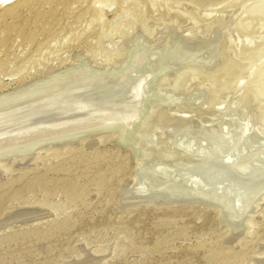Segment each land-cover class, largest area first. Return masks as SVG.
Segmentation results:
<instances>
[{
	"label": "rangeland",
	"instance_id": "374dc122",
	"mask_svg": "<svg viewBox=\"0 0 264 264\" xmlns=\"http://www.w3.org/2000/svg\"><path fill=\"white\" fill-rule=\"evenodd\" d=\"M17 3L0 7V95L6 94L0 113L37 98H63L58 110L74 107L126 76L129 87L114 98L130 102L133 122L121 120L116 128L134 150L132 156L116 145L113 133L38 152L36 146L0 150V156L34 151L24 161H0V221L7 223L0 229V264H69L92 257L89 264L262 262L256 263L264 253V190L252 194L264 184V0H31L11 10ZM77 54L109 67L107 75L97 70L109 79L90 85L77 80L76 73L88 68L83 60L74 66ZM70 65L73 72L45 78ZM130 79L142 86L133 89ZM245 121L249 131L242 135ZM239 136L240 146L230 145ZM155 156L159 163L150 164ZM160 161L170 175L158 172ZM135 173L147 192L135 184L124 188ZM183 178H199L211 192L176 190L173 181ZM246 183L250 197L234 203ZM124 189L130 200L158 192L171 193V199L202 196L223 208L221 219L228 215L231 233L247 221L249 232L229 247L216 210L120 207ZM23 210L32 216L19 219Z\"/></svg>",
	"mask_w": 264,
	"mask_h": 264
},
{
	"label": "bare ground",
	"instance_id": "6f19581e",
	"mask_svg": "<svg viewBox=\"0 0 264 264\" xmlns=\"http://www.w3.org/2000/svg\"><path fill=\"white\" fill-rule=\"evenodd\" d=\"M4 0H0V7H2L3 5L5 4H14L16 2H18L17 4L13 5L10 9L13 10L15 8H18L19 5L23 4V3H27L29 4V1L31 2V0H12L8 3H4L3 2ZM13 2V3H11ZM26 5V4H25ZM259 6V5H258ZM10 10V12H11ZM152 32V31H151ZM132 41V40H131ZM130 49V48H129ZM200 51V50H199ZM144 57V55H142ZM207 56V55H206ZM83 59H82V58ZM74 64V66H76L80 61L79 60H83V62L87 63L88 64V68H84L86 71L85 73L83 74H80L78 75L79 73L75 72L78 76H75V80L77 78V80L80 78V81H88L89 82H101V80L103 79L104 81L108 80L107 78L104 79L103 77V74H97V70H102L103 73L106 74V72L108 71L106 69V67H101V66H98L96 63L95 64H92L88 58H86L85 56H81ZM137 58V56H135ZM140 56H138L139 58ZM150 57V56H149ZM189 57V56H188ZM137 58V59H138ZM142 58V57H141ZM140 58V59H141ZM134 59V58H133ZM137 59L134 61L136 62ZM146 59V58H145ZM150 59V58H149ZM157 59V58H156ZM172 59V58H171ZM143 60V59H142ZM123 62V61H122ZM146 62V60H145ZM144 61L142 62V64L145 63ZM160 62V61H159ZM185 62V61H184ZM94 63V62H93ZM133 63V61H132ZM137 63V62H136ZM91 64V65H90ZM139 64V63H138ZM140 64V65H142ZM70 65L69 67L65 68L64 70H61V71H56V72H52L48 75H46L47 77L45 78H48L49 75L52 76V75H55V74H58V73H61V72H64V71H71L73 72V66ZM120 65V64H119ZM170 65V64H169ZM186 65V64H184ZM215 65V64H214ZM112 66V65H111ZM114 66V65H113ZM131 66V65H130ZM134 66V65H133ZM139 65H137L138 67ZM62 67V66H61ZM100 67V68H98ZM117 67V65H116ZM143 67V66H142ZM164 67V66H163ZM184 67V66H183ZM216 67V66H215ZM101 68H104V69H101ZM109 68V67H108ZM139 68V67H138ZM141 68V67H140ZM154 69V68H153ZM170 69V68H169ZM187 69V68H186ZM211 69V68H210ZM158 70V69H157ZM68 71V72H69ZM216 71V70H215ZM83 72V71H82ZM109 72V71H108ZM207 72V71H206ZM67 72H65L66 74ZM110 74V73H109ZM139 74V72H135V75L137 76ZM75 75V74H74ZM102 75V76H101ZM107 75V74H106ZM126 75V74H125ZM71 76V75H70ZM128 76V75H127ZM130 76V75H129ZM67 76H65L66 78ZM69 77V76H68ZM72 77V76H71ZM70 77V78H71ZM118 76H116L117 78ZM120 77V76H119ZM45 78L41 79L40 80H37L33 83H37V82H40L42 80H44ZM64 78V77H63ZM115 78V79H116ZM122 78V79H121ZM121 81L120 79L118 84L117 85H114L112 88L108 89V91H104L103 93L99 94V95H96V94H89L87 95L84 99H82L81 101H79V103H77V105H74V107H64V109H60L58 110L57 106L58 104L61 103V100L63 101V98H53L51 101L48 100V99H42V98H37L36 101H29V103H25V104H21V109H19L18 111H3L0 113V150L4 151L7 149L8 150H12V149H20V150H29L30 148L32 147H37L39 146L40 144L42 143H45L47 141H51V140H55V139H62V140H70V141H75L71 144H67V145H63V146H44V147H40L38 149H36L35 151L38 152L39 150L41 149H45V148H52V147H66V146H74V145H78L80 142H83V140L87 139V138H91V137H101V136H109V135H112V133L110 134H90V136H87V137H83L81 139L78 140V138H80L81 135H85V133H94V132H97V131H101V130H110V129H113V130H116L120 133V137L122 139V142L125 143L126 145H129L131 146L132 148V152L134 150L133 148V145L129 142H127L125 140V136L123 135V132L121 130H118L116 128L117 124L119 125L120 121L122 120H127V122H131V119H132V116H131V110H130V106L129 109H128V106L130 104V102L128 103V106L124 105L125 103L122 102V99H115L114 97L118 96L119 94H121V89L122 87H127L129 85V83H127V77H121ZM72 79V81L74 80ZM113 80V78H112ZM112 80L110 81L112 83ZM54 81V80H53ZM133 80H129V82H131V87H133L134 89V86L136 85H132L134 83H132ZM60 82V81H59ZM70 82V81H68ZM83 82V83H84ZM117 83V81H115ZM67 83V82H66ZM82 83V82H80ZM106 83V82H105ZM103 83V84H105ZM137 83V82H135ZM134 83V84H135ZM139 83V82H138ZM32 84V83H31ZM62 84V83H61ZM60 84V85H61ZM78 84V81L77 83H74V85ZM90 85V83H88ZM101 84V83H100ZM109 84V83H108ZM143 84V83H141ZM48 85V84H47ZM81 85V84H80ZM85 85V84H84ZM87 85V84H86ZM93 85V83H92ZM95 85V84H94ZM140 85V84H139ZM150 85V84H149ZM169 85V84H168ZM71 86V85H70ZM97 86V85H96ZM112 86V85H111ZM142 86V85H140ZM137 85V88L140 87ZM173 86V85H172ZM240 86V85H239ZM23 86L17 88L16 90H19V89H23L22 88ZM80 87V86H79ZM92 87V86H91ZM109 87V86H108ZM129 87V86H128ZM145 87V86H144ZM147 87V86H146ZM56 88V87H55ZM61 88V87H60ZM59 88V89H60ZM69 88V85L67 87V89ZM78 88V87H77ZM83 88V87H82ZM41 89V88H40ZM79 89V88H78ZM81 89V88H80ZM131 88H129L130 90ZM132 89V91H133ZM143 89V88H142ZM194 89V88H193ZM14 90V91H16ZM57 89H55L56 91ZM75 90V89H74ZM128 90V88H127ZM141 90V89H140ZM36 91V90H35ZM54 91V92H55ZM65 91V89L63 90V92ZM83 91V90H82ZM101 91V90H99ZM124 91V90H123ZM135 91V90H134ZM137 91V90H136ZM70 92V91H69ZM126 92V90H125ZM142 92V90H141ZM75 93V92H74ZM133 93V92H132ZM131 93V94H132ZM140 93V92H139ZM52 94V93H51ZM50 94V96H51ZM54 94V93H53ZM71 94V93H70ZM128 94V93H127ZM130 94V95H131ZM137 94V93H136ZM135 94V95H136ZM2 95H6L5 93L4 94H1L0 96ZM61 95V94H60ZM138 95V94H137ZM54 96V95H53ZM139 96V95H138ZM137 96V97H138ZM135 97V96H134ZM134 97L132 98V100H135ZM203 97V96H202ZM80 97H78L77 99H79ZM119 98V97H118ZM129 98V97H128ZM141 98V97H139ZM138 98V99H139ZM15 100V99H14ZM129 100V99H128ZM126 100V102L128 101ZM131 100V101H132ZM140 100V99H139ZM142 100V99H141ZM140 100V101H141ZM1 101V100H0ZM130 101V100H129ZM136 103L138 102L137 100H135ZM143 101V100H142ZM15 102V101H14ZM125 102V100H124ZM10 103V102H9ZM22 103V102H21ZM24 103V102H23ZM134 103V101H133ZM135 103V104H136ZM140 103V102H139ZM138 103V104H139ZM142 103V102H141ZM211 105V104H210ZM9 106V105H8ZM12 106V105H11ZM240 106V105H239ZM248 106V105H247ZM127 107V108H126ZM251 107V106H250ZM1 108V107H0ZM244 108V107H243ZM133 109V108H131ZM6 110V109H5ZM135 109H133L132 111H134ZM250 110V109H249ZM256 110V109H255ZM239 111V110H238ZM136 112V111H135ZM251 112V111H250ZM259 112V111H256V113ZM240 113V112H239ZM254 113V112H253ZM135 114V113H134ZM133 114V115H134ZM222 115V114H221ZM220 115V116H221ZM253 115V114H252ZM256 115V114H255ZM258 115V113H257ZM242 116V115H241ZM260 117V115H258ZM131 117V118H130ZM254 117V116H253ZM120 118V119H119ZM241 118V117H240ZM130 119V121H129ZM255 119V118H254ZM261 118H259L260 120ZM121 121V123H122ZM122 123V125L126 124V123ZM119 122V123H118ZM126 122V121H125ZM264 122V121H262ZM191 123V122H190ZM129 124V123H128ZM126 124V126L128 125ZM264 123H262L263 125ZM121 125V124H120ZM259 125V124H258ZM212 126V125H211ZM180 127V126H179ZM225 127V126H224ZM255 127V126H254ZM264 127V126H263ZM212 128V127H211ZM215 128V127H214ZM222 128V127H221ZM202 129V128H201ZM220 129V128H219ZM259 130L261 131V136L262 137H259L261 138L263 141H264V128H261L259 127ZM206 131V130H205ZM209 131V130H208ZM103 132V131H102ZM126 132V131H125ZM183 132V131H181ZM208 133V132H207ZM114 135L113 136H117V134L113 133ZM217 134V133H216ZM255 136L258 134L260 135V133H256L255 131ZM88 135V134H86ZM92 135H95V136H92ZM210 135V134H209ZM256 136V137H257ZM205 137V136H204ZM208 137V136H207ZM214 137V136H213ZM180 139V138H179ZM255 139V138H254ZM206 140V139H205ZM256 140V139H255ZM242 141V136L240 137L239 136V139L238 141H234V142H230V145H234L236 147L240 146V142ZM209 142V141H208ZM150 143V142H149ZM261 143V142H260ZM148 144V143H147ZM227 145V144H226ZM228 146V145H227ZM35 147V148H36ZM193 147V146H192ZM223 148H221L222 150ZM8 155H13V154H8ZM154 155V154H153ZM165 155V154H164ZM5 156V155H4ZM147 156V159H151V158H148V155ZM152 156V155H149V157ZM1 157V156H0ZM156 157V156H155ZM158 157V155H157ZM156 157V159H157ZM160 157V156H159ZM158 157V158H159ZM165 157V156H164ZM259 158V157H257ZM11 159H14V160H21V161H24L23 159H26V158H21V157H14V158H11ZM11 159H8V160H11ZM146 159V160H147ZM154 160V161H150V164L151 162H154V163H157L159 159L157 160ZM230 159V158H229ZM228 159V160H229ZM7 160V161H8ZM161 161H164L163 157L160 158ZM157 161V162H156ZM160 161V164H162ZM148 162V160L146 161ZM167 162V161H166ZM189 162V161H188ZM233 162V161H232ZM159 163V162H158ZM179 163V162H178ZM191 163V162H190ZM166 164V163H165ZM154 165V164H153ZM172 165V164H171ZM250 165V164H249ZM146 166V165H145ZM152 166V165H151ZM156 166V164H155ZM173 167V166H172ZM152 168V167H151ZM243 168V167H242ZM240 169V168H239ZM250 170V169H249ZM137 171V169H136ZM146 171V170H145ZM152 171V170H151ZM205 171V170H204ZM204 171H200L199 174L200 175H205V172ZM150 172V171H149ZM163 175L165 176H168L172 173V170L171 169H162V172ZM145 174V173H144ZM136 175V173H135ZM154 176V175H153ZM152 176V177H153ZM136 177V176H135ZM155 177V176H154ZM135 179V178H134ZM176 179V178H175ZM186 181H191V185H188V183ZM172 182V181H171ZM170 182V183H171ZM173 185H174V188L178 191H185V192H189L188 194L190 195V192L191 193H205V192H211V190H207V187H204L201 183V181H199V178L198 180L196 179H193V180H189V178H183V179H180V180H174L173 181ZM243 182V181H242ZM241 182V183H242ZM187 183V184H186ZM244 183V182H243ZM242 183V184H243ZM161 184V183H160ZM160 184H158V187L160 186ZM245 184V183H244ZM161 186H164V184H161ZM161 186H160V189H158L157 187H155L156 190H159L161 191ZM244 186V185H242ZM152 187L151 186V190H152ZM246 190H244L243 192L240 193V195H238L237 197V201L235 200L234 203L236 202H239L240 200L242 201L243 199H248L250 197V193H251V190H252V187H250L248 185V183H246V185L244 186ZM165 188V187H164ZM226 188V186H225ZM126 189V188H125ZM154 189V187H153ZM219 189V188H218ZM136 190V189H135ZM264 190V184L261 185H256L255 186V190L253 191L254 193L252 195H255V194H258L260 193L261 191ZM137 191V190H136ZM122 192H125L122 191ZM224 192V191H222ZM179 193V192H178ZM177 193V194H178ZM182 193V192H181ZM180 193V195H181ZM122 194V193H121ZM130 194V193H129ZM185 194V193H184ZM225 194V193H224ZM223 194V195H224ZM197 195V194H195ZM205 195V194H204ZM226 195V194H225ZM146 195H142V196H138L137 198L141 199V200H147V201H150L151 203H142V204H145V205H156V206H166V207H171L173 205H176L177 203H169L173 200H176V199H171L172 195L171 193H164V192H158V193H154L151 195L150 199L149 198H146L145 197ZM247 196V197H246ZM121 197V196H120ZM211 197V196H210ZM245 197V198H244ZM264 197V196H263ZM262 197V198H263ZM133 199H135L136 197H132ZM174 198V197H173ZM192 199H197V198H193V197H190ZM124 199L125 201L127 202H130V201H133V199H128L126 196H124ZM264 199V198H263ZM244 200V202L246 201ZM209 202H213V201H210L208 200ZM168 203V204H167ZM242 203V202H241ZM142 204H139V205H142ZM186 205H192V206H201L199 204H193V203H189V204H186ZM249 205V204H248ZM126 206H138V205H129L127 204ZM155 206V207H156ZM235 206V204H234ZM240 204L237 205V207H239ZM204 208H207V209H214L218 212V220L219 221H223L222 223L225 225V226H228L229 225V218H228V215L226 217V219L222 218L221 219V212L218 211L217 209L215 208H211V207H205L203 206ZM236 207V206H235ZM248 207V206H247ZM161 208V207H160ZM232 208V207H231ZM223 209V208H222ZM230 211V210H229ZM239 211V210H238ZM242 210H240L241 212ZM256 211V210H255ZM231 212V211H230ZM239 212V213H240ZM32 212H29V211H25L23 210V212H21L20 214L18 213V218L19 219H26L27 216H32L31 214ZM44 214V213H43ZM46 214V213H45ZM231 214L233 215V212H231ZM243 214V213H242ZM241 214V216H242ZM231 215V216H232ZM49 216V215H47ZM234 216H235V213H234ZM244 216V215H243ZM249 216V215H248ZM16 218V217H15ZM29 218V217H28ZM33 218V217H32ZM234 219V218H233ZM250 219V217H249ZM246 218V221L249 220ZM235 220V219H234ZM239 221H241L242 219H238ZM237 220V222H239ZM247 224H244V225H241L239 226L237 229L234 228V231L231 233V228H230V231L228 230V236H227V244L228 246L230 247L229 244L233 245L235 244V242L237 241H240L241 238L249 232V221L245 222ZM239 224V223H238ZM7 225L6 221L5 220H1L0 221V229H3L5 226ZM240 225V224H239ZM222 226V225H220ZM234 226V225H233ZM229 227V226H228ZM224 228V227H223ZM244 230V231H243ZM241 232H243L241 234ZM231 234V236H230ZM231 237V239L229 238ZM224 240H226V238H224ZM235 241V242H233ZM236 242V243H237ZM226 244V243H225ZM226 244V245H227ZM235 246V245H234ZM264 248V247H263ZM264 251V250H262ZM94 255V254H93ZM258 255V258L256 259V263H257V260H262V262H264V253L263 252H260V255ZM96 256V255H95ZM257 257V256H256ZM91 258V256H90ZM98 259V258H97ZM96 259H85L84 261L80 262V263H69V264H89V262L91 261H94ZM99 260V259H98ZM101 261V259H100ZM262 262H258L257 264L261 263Z\"/></svg>",
	"mask_w": 264,
	"mask_h": 264
},
{
	"label": "water",
	"instance_id": "95a60500",
	"mask_svg": "<svg viewBox=\"0 0 264 264\" xmlns=\"http://www.w3.org/2000/svg\"><path fill=\"white\" fill-rule=\"evenodd\" d=\"M10 1H12V0H4L3 2L4 3H8V2H10ZM127 48V52L129 51V48H130V46H127L126 47ZM82 55H80V54H77V56H76V59L78 60L80 57H81ZM76 60V61H77ZM75 64V63H74ZM206 66V65H205ZM207 66H211V64L210 65H207ZM206 66V67H207ZM108 68V67H107ZM106 68V69H107ZM246 122V121H245ZM103 131V132H102ZM249 131V125L247 124V122L245 123V126H244V129L242 130V135H245L247 132ZM98 132H100L101 134L103 133V134H110V133H115V134H117L118 135V137H117V139L114 141L115 142V144L116 145H118L119 147H122V148H125V149H127L130 153H131V155L133 156V152H132V148H131V146H129V145H126L125 143H123L122 142V139H121V137H120V133L118 132V131H116V130H113V129H110V130H101V131H97V132H94V133H85V135H81L80 136V138H78V140L79 139H81V138H83V137H87V136H90V134H95V133H97V134H100V133H98ZM86 134H88V135H86ZM92 136H95V135H92ZM62 139H64V138H62ZM62 139H55V140H51V141H47V142H45V143H42V144H40L39 146H37L36 148H35V150L36 149H38V148H40V147H44V146H63V145H67V144H71V143H73V142H75V141H70V140H62ZM187 145H188V147H194V144H193V142H190V143H187ZM34 150V151H35ZM33 151V152H34ZM32 152V153H33ZM32 153H30V154H13V155H6V156H1L0 157V161H7L8 159H11V158H14V157H21V158H27L28 156H31L32 155ZM156 168H157V170H158V172L159 173H161L162 172V168H163V165L162 164H157L156 165ZM162 174V173H161ZM134 176H136L137 177V173H136V175H134ZM136 177H135V179L132 181V182H128L127 183V185H125V187L124 188H128V187H130L131 185H134L135 184V186H136V188H137V190L139 191V192H147L148 190H149V186H148V184L145 182V181H141V180H138L137 181V179H136ZM164 180H166V178L165 177H163V179L161 180V181H164ZM161 183V182H160ZM158 189H160V188H158ZM125 190V189H124ZM124 195H125V193L124 192H122V194H121V197H120V207H125L127 204H129V205H139V204H142V203H151L150 201H147V200H141V199H139V198H135V199H133V201H130V202H127V201H125V199H124ZM195 198H197V199H192V198H184V197H181V198H177L176 200H173V201H171V202H169V203H177V204H189V203H193V204H199V205H201V206H205V207H211V208H215V209H217L218 211H220L221 212V207L217 204V203H214V202H209L208 200H206L205 198H203L202 196H196ZM262 202V199H261V201L260 202H258V204L256 205L255 204V210L259 207V204ZM168 204V203H167ZM254 210V211H255ZM46 215H50V212L49 211H47L46 212ZM222 217V216H221ZM220 224L222 225V227H224V229H227V230H229L230 231V228L228 227V226H225L223 223H222V221H220ZM244 231V230H243ZM243 232H241V234H242ZM226 241V240H225ZM227 242V241H226Z\"/></svg>",
	"mask_w": 264,
	"mask_h": 264
}]
</instances>
